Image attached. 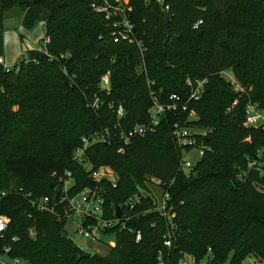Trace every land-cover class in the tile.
<instances>
[{
	"label": "trees",
	"instance_id": "obj_1",
	"mask_svg": "<svg viewBox=\"0 0 264 264\" xmlns=\"http://www.w3.org/2000/svg\"><path fill=\"white\" fill-rule=\"evenodd\" d=\"M130 1L143 51L113 40L112 23L94 10L100 0H0V25L17 8L26 29L45 21L49 40L45 51L28 50L9 70L0 63V215L10 219L1 245L29 264H159L160 253L168 264H179L182 253L198 263L207 257L205 264L264 260V174L248 166L264 159V129L244 124L248 103L264 108V0ZM108 72L109 91L100 86ZM189 78L206 79L202 97L187 111L164 113L153 132L119 152L116 126L148 124L154 99L184 97ZM176 122L200 131L194 136L204 154L189 172L180 169ZM105 128L113 141L91 144L85 161L76 160L82 138ZM86 163L110 166L118 185L96 182ZM67 172L71 195L103 188L106 217H115L117 205L127 213L126 202L140 197L126 220L104 231L116 236L106 254L79 259L68 239V209L55 202ZM153 184L169 193L167 216L156 210ZM42 197L55 212L38 208Z\"/></svg>",
	"mask_w": 264,
	"mask_h": 264
},
{
	"label": "built area",
	"instance_id": "obj_2",
	"mask_svg": "<svg viewBox=\"0 0 264 264\" xmlns=\"http://www.w3.org/2000/svg\"><path fill=\"white\" fill-rule=\"evenodd\" d=\"M159 3H164V0H157ZM94 10L102 14L107 20H109L114 29L112 31V38L115 42L127 41L128 43H135L141 51L144 50V44L142 39H139L136 36L135 25L131 20L130 14L132 12V5L130 0H100V2L94 4ZM165 10H169V6H165ZM48 38L45 41L48 42ZM70 53L62 54L60 58L69 57ZM0 63L4 64L3 59L0 58ZM5 66V65H4ZM7 70V66H5ZM229 75L232 83H236V79L232 72L225 71L224 75ZM187 84L190 87L186 95L183 97L180 94H172L169 97L168 103H159L157 99H154V105L151 109L152 119L148 124L145 125H136L130 129L124 130L121 126L118 127L116 132V137L119 139L121 146L119 147V152H124L126 145H128L133 139L137 137H142L148 132H153L161 121V116L166 112H178V111H187L189 109V104L192 101L199 100L204 91L206 85V79H196L195 81L190 78L187 80ZM100 86L102 89L107 91L111 88L110 81V72L106 73L102 79ZM237 101L234 102L236 104ZM94 107L98 108V103L93 104ZM195 111L191 110L189 113V119L195 117ZM118 118H122L125 115V109L123 106L117 108ZM245 126L250 128H263L264 129V108L260 106L259 103H248L245 110ZM195 128L181 125L180 123H175L173 126V136L177 143L181 146L183 154L181 157V166L184 172H189L193 169L196 164H193L191 160L186 156L191 150H187L189 146H193V149H197L199 154H204V149L199 146H196ZM199 131V130H198ZM196 132V133H194ZM113 137L110 134L109 128H105L102 131L96 132L93 135L85 136L82 138L83 145L78 147L75 150L74 157L79 162H84L85 152L87 147L93 143H110L113 140ZM115 139V138H114ZM192 149V150H193ZM260 156L264 157V148L260 150ZM83 156V158L81 157ZM90 166L89 171H91V176L96 182L106 181L113 187L118 185L119 176L118 174L108 165H102L98 168H93V166L87 163ZM249 168L259 169L264 174V159L263 160H249ZM67 178L69 177L74 181L70 172H67ZM65 178V179H67ZM72 186V185H71ZM160 186V185H159ZM161 187V186H160ZM71 187H65L61 195H59V200L57 203L64 204L68 209L67 217L77 216L82 219V228L80 233L87 238L93 240L102 241L101 235L105 234V230L111 229L121 223L123 219H127L135 206L140 202L139 196L131 197L126 202V211L122 209L123 215L121 217H106L104 210V192L103 188L98 184L95 187H87L83 190L77 192L74 195L70 194ZM169 199L168 191L163 190L161 199L157 201L156 197V210L164 216H167L168 210L166 209L167 201ZM35 203L38 205V208L42 211L55 212V206L50 203L49 197H42L39 200H36ZM115 214V213H114ZM170 219L173 217V214L169 216ZM10 219L5 215H0V264H23V259L20 257H13L9 254L10 247L1 245L2 239L8 227ZM126 222L123 221L122 228H126ZM142 234L140 231L136 233V241H140ZM172 234L171 231L168 235L165 236V245L170 247L172 246ZM159 264H168L164 259L162 253L159 254ZM179 264H202L198 263L195 257L188 253H182V257L179 261Z\"/></svg>",
	"mask_w": 264,
	"mask_h": 264
},
{
	"label": "crops",
	"instance_id": "obj_3",
	"mask_svg": "<svg viewBox=\"0 0 264 264\" xmlns=\"http://www.w3.org/2000/svg\"><path fill=\"white\" fill-rule=\"evenodd\" d=\"M1 21L0 58L5 66L12 68L28 50L41 49L47 32L45 21H40L32 29H26L22 24L21 11L17 14L5 12Z\"/></svg>",
	"mask_w": 264,
	"mask_h": 264
},
{
	"label": "rangeland",
	"instance_id": "obj_4",
	"mask_svg": "<svg viewBox=\"0 0 264 264\" xmlns=\"http://www.w3.org/2000/svg\"><path fill=\"white\" fill-rule=\"evenodd\" d=\"M10 12H13L15 14L19 13L20 10L17 8H14L13 10H11ZM47 38L43 39V43H41V51H45V45H46V41ZM13 68V67H12ZM225 76L230 79L229 75ZM236 84V83H235ZM236 89L237 90H241V86L236 84ZM196 132H200L198 130H195ZM194 132V133H196ZM186 156L191 160V162L193 164H196L200 159H201V155L199 154V151L197 149H193L191 151H189L188 153H186ZM83 158V156H81ZM85 157V156H84ZM86 169L89 170L90 166L86 163ZM59 181H61L63 183L62 187L61 186H57V187H61V189L63 190L65 187H71L73 181L68 177L67 179H59ZM151 189L155 195V197H157V201L159 199H161L162 193H163V188L159 186V184H153L151 185ZM82 228V219L80 217L77 216H72V217H68L67 218V223H66V231L67 234L70 238H72L77 244H79L81 247L85 248V249H91L96 253H100V254H106L108 252V250L110 249V246H113L116 242V236L113 233H108V234H102L101 238L102 241H96L93 240L91 238H87L85 237L83 234L80 233V229ZM207 261V257L205 259L202 260V264H205ZM23 264H29L26 261H22ZM243 264H264V260H260L257 259L255 256H249L247 257L244 261Z\"/></svg>",
	"mask_w": 264,
	"mask_h": 264
},
{
	"label": "water",
	"instance_id": "obj_5",
	"mask_svg": "<svg viewBox=\"0 0 264 264\" xmlns=\"http://www.w3.org/2000/svg\"><path fill=\"white\" fill-rule=\"evenodd\" d=\"M163 14H164V17H165V29L167 31L168 30V27H169V24H170L169 11L164 10L163 11ZM143 195L146 196V197L150 196L149 192L146 191V190H143ZM58 200H59V195L57 194L55 196V202L57 203ZM115 215L118 218L123 215V211H122L121 206H119V205L115 206ZM68 239H69L70 243L73 245V247L75 248V250H76V252H77V254L79 256V259L89 258V257H91L94 254V251L93 250H91V249H85V248L81 247L79 244H77L69 236H68Z\"/></svg>",
	"mask_w": 264,
	"mask_h": 264
}]
</instances>
